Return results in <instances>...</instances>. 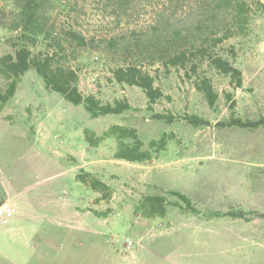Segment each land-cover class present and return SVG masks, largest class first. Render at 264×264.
<instances>
[{"label": "rangeland", "instance_id": "374dc122", "mask_svg": "<svg viewBox=\"0 0 264 264\" xmlns=\"http://www.w3.org/2000/svg\"><path fill=\"white\" fill-rule=\"evenodd\" d=\"M47 9L64 48L46 39L33 52L75 69L83 94L132 109L92 118L34 68L19 79L0 104V200L18 210L0 226V264H264V126L228 124L264 117V0H48ZM13 11L0 0V56L14 50ZM177 52L184 64L167 63ZM215 56L241 69V87ZM128 65L164 93L152 108L141 87L115 79ZM204 78L214 105L197 88ZM9 83L0 73V89ZM113 125L134 128L151 158H117L120 141L105 134ZM87 129L104 138L92 145ZM85 173L109 189H92ZM158 195L164 212L148 198Z\"/></svg>", "mask_w": 264, "mask_h": 264}, {"label": "trees", "instance_id": "16d2710c", "mask_svg": "<svg viewBox=\"0 0 264 264\" xmlns=\"http://www.w3.org/2000/svg\"><path fill=\"white\" fill-rule=\"evenodd\" d=\"M14 5V17L12 29L17 32L14 37L12 46L13 52L0 56V73L10 80L8 88L5 91L0 89V104H5L14 95L19 79L30 69L34 68L36 72L43 78L45 86L53 91L60 93L68 102L74 105H83L92 118H96L107 114H121L127 110H131L132 106L127 99L115 100L114 103H103L93 94H83L78 85L79 76L75 69L55 65L53 53L39 52L35 54L32 50L41 40H51L55 48L63 49V42L60 35L56 32L55 24H50L51 12L47 9L48 0H10ZM72 39L77 43L85 45L87 43L85 37L76 31H70ZM185 53H174L167 63L173 65L184 64ZM213 65L221 72L231 75L238 87L243 84L242 71L234 66L229 60L222 56L211 57ZM114 77L120 83L136 85L141 87L149 98V108L164 96L160 87L155 86V77L143 68L136 65H128L126 67H118L114 70ZM197 88L204 92V95L210 105H214L218 94L215 92L213 85L208 78H204L197 84ZM158 118H165L163 114H156ZM190 122L195 125H208L209 121L193 115ZM229 125L240 126L244 128H259L264 126V117L258 120L244 121L241 118H232L228 122ZM108 134H115L119 139V148L116 152L117 158L129 161H145L150 159L152 154L149 150L143 149V141L138 136L134 128L124 127L121 125H113ZM86 138L92 145L98 144L104 137H95L94 133L89 129L86 130ZM132 139V142H126L125 139ZM165 137L158 141V148L163 149L166 145ZM152 141V145L156 144ZM79 175V178L92 189L105 192L109 186L99 180L93 179L88 183L86 175ZM172 194L183 200L189 209L195 210L192 206L191 199L179 192L171 191ZM104 196H107L104 194ZM150 200L156 201L160 206V211L164 212L163 196H151ZM232 213L241 217L243 215Z\"/></svg>", "mask_w": 264, "mask_h": 264}, {"label": "built area", "instance_id": "2783aa9c", "mask_svg": "<svg viewBox=\"0 0 264 264\" xmlns=\"http://www.w3.org/2000/svg\"><path fill=\"white\" fill-rule=\"evenodd\" d=\"M17 207L9 200H0V226H6L17 214Z\"/></svg>", "mask_w": 264, "mask_h": 264}, {"label": "crops", "instance_id": "0c3cea01", "mask_svg": "<svg viewBox=\"0 0 264 264\" xmlns=\"http://www.w3.org/2000/svg\"><path fill=\"white\" fill-rule=\"evenodd\" d=\"M10 224V223H9ZM5 226V225H4ZM7 226V225H6Z\"/></svg>", "mask_w": 264, "mask_h": 264}]
</instances>
